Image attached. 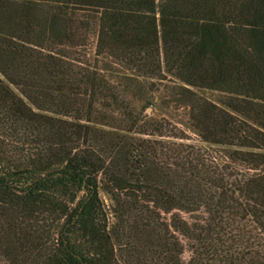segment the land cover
Masks as SVG:
<instances>
[{
    "label": "trees",
    "instance_id": "16d2710c",
    "mask_svg": "<svg viewBox=\"0 0 264 264\" xmlns=\"http://www.w3.org/2000/svg\"><path fill=\"white\" fill-rule=\"evenodd\" d=\"M0 264H264V0H0Z\"/></svg>",
    "mask_w": 264,
    "mask_h": 264
},
{
    "label": "rangeland",
    "instance_id": "374dc122",
    "mask_svg": "<svg viewBox=\"0 0 264 264\" xmlns=\"http://www.w3.org/2000/svg\"><path fill=\"white\" fill-rule=\"evenodd\" d=\"M157 116L166 117L181 128L185 130V132H193L190 128L187 118V111L185 109L178 108H169L163 105H159L156 109ZM103 197H106L105 193H102ZM188 256V253H186Z\"/></svg>",
    "mask_w": 264,
    "mask_h": 264
}]
</instances>
